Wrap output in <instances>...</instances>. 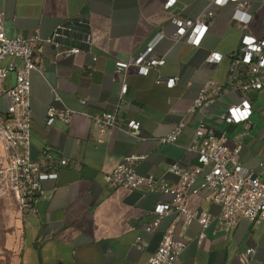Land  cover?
I'll return each mask as SVG.
<instances>
[{
    "label": "crops",
    "instance_id": "1",
    "mask_svg": "<svg viewBox=\"0 0 264 264\" xmlns=\"http://www.w3.org/2000/svg\"><path fill=\"white\" fill-rule=\"evenodd\" d=\"M0 0L3 25L11 36L45 39L70 22L74 35L60 40L62 47H79L71 55L57 54L44 40L36 52L44 73L30 74V156L37 160L48 146L56 158L69 162L58 169L53 180L43 182L45 193L31 210L20 213L15 207L12 232L7 244L18 264H144L157 248L162 232L173 223L174 215L164 216L154 231L142 226L153 219L151 210L170 196L155 189L123 188L105 180V175L124 156L143 155L135 169L153 175L157 181L177 184V176L168 168L176 163L182 168L196 164V154L188 147L194 129L204 122L216 134H223L225 144L233 148L240 136L238 160L253 172L264 170V87L251 91L252 113L247 121L227 123L221 117L241 94L227 88L201 111H190L192 100L207 80L224 87L230 81L232 53L238 46L242 28L231 20L234 2L215 5L212 0ZM250 20L246 31L264 38V0H246ZM204 13L208 28L198 45L176 41L172 35L176 21L195 19ZM90 43H84V35ZM153 54L164 63L138 73L129 64L117 70V60L136 56L155 37ZM211 52H218V62H206ZM19 59L5 57L2 64ZM177 76L172 87L156 84L157 76ZM14 74L0 81V114L7 97L4 90L14 84ZM126 90L121 93L122 84ZM53 90L60 100L53 99ZM85 99V102H81ZM69 107L95 114L118 111L124 120L140 123L139 136L118 129L100 134L88 115L74 113L69 122L55 119L46 125V110ZM178 121L185 126L176 142H161ZM211 164L203 166L207 171ZM201 178H198V181ZM189 210L204 209L212 215L219 205L205 199V192L191 194L185 201ZM204 237L199 241V234ZM137 235L146 240L137 248ZM175 238L185 242L176 264H264V220L253 224L241 219L230 232L214 222L201 230L198 222L185 229L176 224ZM254 248L247 254L246 249Z\"/></svg>",
    "mask_w": 264,
    "mask_h": 264
},
{
    "label": "built area",
    "instance_id": "2",
    "mask_svg": "<svg viewBox=\"0 0 264 264\" xmlns=\"http://www.w3.org/2000/svg\"><path fill=\"white\" fill-rule=\"evenodd\" d=\"M174 0H167L166 6ZM234 2L235 7L231 20L242 28L238 46L232 53L227 87L214 81L207 80L199 88L196 97L192 100L190 111H201L209 103L220 97L227 88L238 90L242 95L238 103L226 107L221 117L227 123L247 121L252 113L251 91L264 87V38L257 39L246 31L250 14L246 11V0H212L215 5ZM209 14L195 19L176 21L172 35L176 41H185L198 45L208 28L209 22L205 19ZM4 13L0 11V81L8 74H14V84L4 90L7 97L6 111L0 114V195H5L14 201L20 213L31 210L34 204L43 197L45 190L43 182L53 180L58 175V169L69 162L68 158H56L48 146L44 147L39 158L33 160L30 156V74L44 73V67L36 52V45L40 40L51 43L57 54L71 55L77 53L79 47H62L60 38L62 30L73 32V23L56 28L45 39L38 34L30 37L11 36L5 31ZM161 35L151 40L136 56H130L126 61L115 62L117 70H122L129 64L137 66L138 73L147 74L151 67L164 63V59L153 54V46ZM84 43H90V35H84ZM5 57L19 59L20 65L14 62L2 64ZM222 58L218 52H211L206 62L214 63ZM178 77L163 78L157 76L156 84L163 82L172 87ZM126 90L122 84L121 93ZM53 99L60 100L53 90ZM81 102H85L82 99ZM74 113L88 115L100 134L112 129L124 131L133 136H139L140 123L136 120H124L118 111H103L95 114L78 112L69 107L57 109L50 105L46 110V125L55 119L69 122ZM185 123L178 121L171 130L159 138L161 142L177 141ZM240 136L233 148L225 144L223 134H216L214 130L200 122L194 129L190 150L196 154V164L192 168H182L173 163L168 170L177 176V184L172 186L164 181H157L153 175L141 174L136 171L135 164L144 158L143 155L131 154L124 156L114 168L105 175L106 182L123 188L155 189L170 196L166 202L158 203L152 210V220L142 226L145 231H154L160 220L169 214L174 215L173 223L163 232L155 251L144 264H176L178 255L185 246V242L175 238L176 224L185 229L191 222L199 223L201 230L214 222L217 228L230 232L241 219H247L253 224L264 220V170L255 173L245 167L238 160ZM211 167L202 172L203 166ZM201 178L198 181V178ZM205 192V199L219 205V212L212 215L204 209L189 210L185 201L191 194ZM204 237L200 232L198 240ZM137 248H145L147 242L140 235L133 241ZM254 248L246 249L247 254L254 253ZM264 262V259H263ZM127 264V263H123Z\"/></svg>",
    "mask_w": 264,
    "mask_h": 264
},
{
    "label": "rangeland",
    "instance_id": "3",
    "mask_svg": "<svg viewBox=\"0 0 264 264\" xmlns=\"http://www.w3.org/2000/svg\"><path fill=\"white\" fill-rule=\"evenodd\" d=\"M15 207L11 198L0 195V264H18L16 255L7 244L8 234L12 232Z\"/></svg>",
    "mask_w": 264,
    "mask_h": 264
},
{
    "label": "water",
    "instance_id": "4",
    "mask_svg": "<svg viewBox=\"0 0 264 264\" xmlns=\"http://www.w3.org/2000/svg\"><path fill=\"white\" fill-rule=\"evenodd\" d=\"M74 31L73 32H68L66 29H63L62 30V34H63V36L60 38V40H62V39H65V38H67L68 36H71V35H74Z\"/></svg>",
    "mask_w": 264,
    "mask_h": 264
}]
</instances>
